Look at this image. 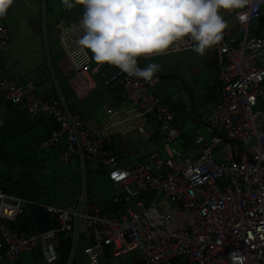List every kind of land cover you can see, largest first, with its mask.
<instances>
[{"label":"built area","instance_id":"built-area-1","mask_svg":"<svg viewBox=\"0 0 264 264\" xmlns=\"http://www.w3.org/2000/svg\"><path fill=\"white\" fill-rule=\"evenodd\" d=\"M263 7L264 0H248L244 8L235 9L232 17L240 38L225 29L222 40L207 50L214 55L217 100L198 115L204 130L195 131L191 139L194 157L180 151L182 132L156 92V75L145 82L117 68H103L99 78L106 87L120 88V105L99 126L89 128L57 89L54 97L42 96L33 80L9 78L4 74L8 66L0 64L1 99L31 119L55 123L40 148L64 139L66 149L58 162L77 159L83 172L85 160L96 162L120 205L116 213L104 211L91 200L83 180L77 199L67 206L26 200L0 189V264H15L25 253L53 264L61 238L70 241L66 264H72L82 240L90 242L84 264H98L106 250L120 256L137 251L140 264H231L233 252L243 257L242 264H264V35H247ZM81 15L55 24L66 59L65 83L77 101L94 89L90 60L76 44ZM9 36L0 11L3 52L9 50ZM177 46L179 51L173 46L137 61L193 51L191 42ZM150 121L167 156L152 151L145 161L120 164L109 149L114 138L130 133L145 137ZM2 122L0 117V127ZM29 206L43 209L57 226L31 234L12 231L9 224Z\"/></svg>","mask_w":264,"mask_h":264},{"label":"crops","instance_id":"crops-1","mask_svg":"<svg viewBox=\"0 0 264 264\" xmlns=\"http://www.w3.org/2000/svg\"><path fill=\"white\" fill-rule=\"evenodd\" d=\"M47 1L42 6L41 0H5L2 6L3 11L6 12L3 15V21L5 16L9 18L10 20L8 22L4 21V23L10 33L9 24L11 27H20L21 35L9 39V56L5 60L0 59V64L8 66L5 74L9 78L17 81L33 80L36 83L38 93L42 96L52 97V94L56 95L58 90L70 111L79 113L82 116L86 127H97L107 115L120 105V88L117 86L106 87L99 78V72L103 68L109 67L110 72H114L116 68L106 64L97 65L91 59V53L84 49L90 60V77L94 89L86 99L77 101L70 94L65 83L67 75L65 69L66 59L62 53L60 57L50 55L51 49L55 50L57 47V50H60V48L58 44L54 48L49 47L52 44L50 33L54 29L48 28V25L53 22L54 28L57 29L55 24L60 20H64L57 16L48 17ZM16 7L21 9L20 13H15ZM81 10L82 8L79 5L74 6L72 9L65 8L62 16L66 22L73 21L79 17ZM261 16H263L262 13ZM228 30L232 33L237 31L236 24L234 28ZM190 52L194 51L183 53ZM137 65L142 68L138 61ZM179 71L169 72L165 78L169 79L166 81H160L159 76L154 73L158 77L156 92L160 95L163 104L170 107L177 127L182 132L178 144L182 150L181 152L185 156L194 157L197 151L190 148L191 139L195 131L200 128H194L192 124L195 122L193 116L208 111L217 100L214 55L207 50L202 56L194 52L191 59L186 60ZM195 94L197 97L192 101ZM184 96L191 101L189 106L183 100L185 99ZM194 102L198 103V107H202V110H195ZM145 130V137L136 134V145L130 138H125V136L114 138L109 149L118 157L120 164H124L129 160L145 161L147 155L152 151H159L162 155L167 156L166 151L160 146V134L158 135L155 123L150 121ZM201 130L204 129L201 128ZM112 202L117 204L114 200ZM89 244L90 242L83 240L78 243L73 257L75 264L85 263L84 250ZM136 252L132 251L120 256L113 255L109 250H106L100 257L98 264H140V255ZM15 264L45 263L36 255L25 253L19 257ZM53 264H60L59 259Z\"/></svg>","mask_w":264,"mask_h":264},{"label":"clouds","instance_id":"clouds-1","mask_svg":"<svg viewBox=\"0 0 264 264\" xmlns=\"http://www.w3.org/2000/svg\"><path fill=\"white\" fill-rule=\"evenodd\" d=\"M66 9L79 5L80 49L91 53L97 65L117 68L128 77L150 82L160 65L140 68L137 57L161 54L177 42H191L204 55L222 40L227 22L220 10L241 9L248 0H60ZM3 11V9H0ZM243 19V16H241ZM3 20V16H2ZM4 22V21H3ZM68 31H71L69 29ZM231 264H242L238 253Z\"/></svg>","mask_w":264,"mask_h":264},{"label":"trees","instance_id":"trees-1","mask_svg":"<svg viewBox=\"0 0 264 264\" xmlns=\"http://www.w3.org/2000/svg\"><path fill=\"white\" fill-rule=\"evenodd\" d=\"M53 96L55 95L52 94ZM0 106L4 112L0 127V189L6 194L41 203V197L47 196L48 177L52 175L53 166L61 165L57 157L66 149V141L63 139L48 148H40L55 128V123L40 118L31 119L23 111L12 108L1 97ZM68 164L75 173L80 171L77 159ZM78 193L77 189L72 196L66 197V204L74 202ZM103 207L104 211L116 213L120 205L111 200ZM9 225L12 231L27 234L43 232L57 226L53 217L35 206L26 207L24 213ZM69 246L68 239H60L57 249L60 264H65ZM72 264H75L74 259Z\"/></svg>","mask_w":264,"mask_h":264},{"label":"rangeland","instance_id":"rangeland-1","mask_svg":"<svg viewBox=\"0 0 264 264\" xmlns=\"http://www.w3.org/2000/svg\"><path fill=\"white\" fill-rule=\"evenodd\" d=\"M46 8H47V15L48 17L50 16H57L64 20L66 22L65 18L62 16V13L65 11V7L61 4V2L56 1V0H48L46 2ZM4 9V8H2ZM21 9L16 7L15 13H20ZM235 11L233 10H220V14L223 16L224 20L227 22V27L225 29H232L235 26L234 19L232 17V13ZM5 10L2 11V16L4 15ZM262 15L258 19L252 21L249 25L248 29V37H260L264 35V8H262L261 11ZM10 19L7 18L6 16L4 17V21L8 22ZM9 27L11 29V33L9 36V39H13L16 37H20V27L15 26L11 27L9 24ZM48 28H52V32L50 33L51 35V42L52 44L49 45L50 48H54L58 44V35L59 31L54 28L53 22L48 25ZM233 36L236 39L240 38V32L235 31L233 33ZM47 37V33H46ZM10 42L8 43V45ZM10 51L3 52L0 50V59L5 60L6 57L9 56ZM194 54V52L190 53H182V54H173V55H166V56H159V57H151V58H146V59H140L138 60L140 66L142 68L146 67L149 63H157L160 65L159 70L156 72V74L159 76L160 81L167 80L165 79L166 76L168 75L169 72H172L174 70H177L178 72L179 69L182 67L183 63L188 60L189 58L191 59V56ZM50 55L60 57L61 56V51L57 50V47L55 50L51 49ZM6 72L4 71V74ZM6 76V74H5ZM196 94L193 96V100L196 99ZM185 98V96L183 97ZM185 102L189 104L191 103L190 100L186 97L183 99ZM198 103L194 102L195 110L200 111L202 110V107H198ZM4 116V112L2 107L0 106V117L2 118ZM194 121L192 124L194 128H203L202 124L199 121L198 116H193ZM206 133V132H205ZM203 133V134H205ZM159 135V132H158ZM125 138H130L134 144L136 145V133H130ZM141 141V140H140ZM180 151L181 148H180ZM54 170H52V175L48 177V187L46 188V195L41 197L39 202L41 203H49L52 206H67L66 202L64 201L66 197L72 196L77 189L80 192L81 189V183L82 180L85 184L86 191L88 195L91 197V200L98 204L105 206L106 203H109V201H113V187L110 184L108 180H106V176L104 173L100 171V167L96 162L90 161V160H85L83 167H84V172L82 169L78 173H75L73 171L72 167L67 164V165H54ZM79 183H78V179ZM106 178V179H105ZM79 194V193H78ZM104 208V207H103ZM137 253V252H136Z\"/></svg>","mask_w":264,"mask_h":264},{"label":"snow or ice","instance_id":"snow-or-ice-1","mask_svg":"<svg viewBox=\"0 0 264 264\" xmlns=\"http://www.w3.org/2000/svg\"><path fill=\"white\" fill-rule=\"evenodd\" d=\"M4 3H5V0H0V9H2V6Z\"/></svg>","mask_w":264,"mask_h":264}]
</instances>
